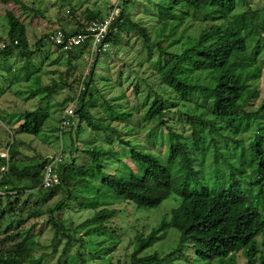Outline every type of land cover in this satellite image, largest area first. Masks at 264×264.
<instances>
[{
	"label": "trees",
	"instance_id": "trees-1",
	"mask_svg": "<svg viewBox=\"0 0 264 264\" xmlns=\"http://www.w3.org/2000/svg\"><path fill=\"white\" fill-rule=\"evenodd\" d=\"M121 1L118 5L119 13L112 23L114 31L107 37V42L117 47L120 36L137 32L130 16L123 10L125 0ZM165 1L170 10H167L166 20L170 17L173 20L170 26L163 24L160 35L152 43V40L147 42L149 46L145 53L146 57L151 58V64L141 71L148 75L152 83H147L141 92L137 86L133 87L132 98L136 106L130 101L129 109L106 101L97 103L99 94L94 87L97 81L94 79L95 66L99 60L114 53L109 51L97 56L89 75L83 81L85 90L77 96L86 67L82 57L86 46L63 51L52 44L59 55L49 65H59L58 60L65 59L66 71H69L77 69L75 61L80 57L84 61L76 81L77 92L73 100V121L78 122L75 128L67 129L75 130L79 138L83 133L79 126L84 123L91 138L95 139L96 134L106 137L105 146L87 144L82 153L90 156L92 162L81 167H76L74 160L62 163L60 184L43 193L41 181L46 157L22 159L18 147L23 143H18L14 137L3 145L8 158L0 157V193L3 194H0V264L40 263L41 258L34 259L31 253L36 243L31 237V230H17L21 224V212L16 213L13 208L19 202L18 194L37 191L39 195L52 199L62 192V187L66 186L76 169L79 174L88 176L82 188L96 181V185L107 187L137 208H157L171 195L180 198L179 206L172 209L168 217L149 233H136L132 242L133 250L127 255L128 262L118 260V264H173L174 261H178L174 264H180L185 260L187 264H193L189 260L190 249L196 262L218 259L220 264H235L236 254L242 252L246 264H264L263 125L258 128L259 132L252 142H245L242 134L250 120L259 122V119H264V93L260 96L257 84L264 70V8L254 9L252 3L255 0ZM173 9L181 15L176 17ZM68 11L75 14L72 9ZM84 16H81L82 23L76 22V29L66 30L61 26L59 30L66 35L74 34L84 30L91 17L104 18L99 16L98 11L88 9ZM5 18L8 29L5 36H0V42L5 44L4 49L0 48V55L4 60L11 56L22 60L19 70L30 71L24 77L19 75L16 78L18 82L28 85L34 78L40 79L44 63L50 60V52L41 60L40 67L35 59L46 44L47 34L30 46L26 26L20 16L13 11H6ZM186 19L192 23L198 19L208 22L193 35L190 33L193 25H184ZM62 54H67V59L62 58ZM10 71L8 68V75ZM121 76L119 73V78ZM143 80L146 82L148 79ZM61 83L57 84L55 79L45 86L37 83L38 91H31L28 100L40 94L44 95L43 100L51 98ZM256 100L260 101L254 106L252 102ZM186 104L194 105L196 110L195 115H185L183 126H190L191 130L188 135L176 132L164 119L169 108ZM97 108L103 109V115L99 111L98 117L92 114V110ZM134 113L139 116L136 122ZM17 116L20 123L13 127L15 133L38 137L49 118V112L38 107L18 113ZM224 120L227 121L225 127L222 123ZM139 127L144 129L143 139L146 144H142L136 136ZM9 132L12 135L11 130ZM155 133L159 140L157 155L151 152L152 147L146 142V138H155L151 137ZM218 140H223V144H218ZM161 146L165 148L164 151ZM119 151L128 161L138 164L141 172H109L101 165V157L121 162ZM165 155L166 162L163 164L162 157ZM205 161L210 162L211 169L203 168ZM245 164L249 166L248 172L244 169ZM12 196L14 202L10 201ZM3 198L7 200V207L3 206ZM74 199L76 197L66 189V195L47 209L46 222L54 233L52 248L55 250L60 237L65 242L56 264H79V250H87L92 245L89 238L99 237L102 233L107 237L103 243L110 244V239L118 235L116 227L107 226L117 211L101 207L96 202L97 198L76 203L78 205L74 211H93V215L82 223L74 224L71 220L56 218L64 208L71 209L68 205ZM23 206L25 204L20 207ZM27 212L28 218L43 214L36 205ZM5 217L10 218V222L3 228ZM168 228L178 232L176 247L162 256L156 253L142 256ZM72 243H78V248L68 253ZM115 246H102L91 253V257L94 255L102 258L100 256L112 253Z\"/></svg>",
	"mask_w": 264,
	"mask_h": 264
},
{
	"label": "rangeland",
	"instance_id": "rangeland-1",
	"mask_svg": "<svg viewBox=\"0 0 264 264\" xmlns=\"http://www.w3.org/2000/svg\"><path fill=\"white\" fill-rule=\"evenodd\" d=\"M112 1L113 0H0V36H5L7 34L8 25L5 18L6 11H13L16 15L20 16L21 22L26 26V35L31 46L45 34L49 35L54 29H61V26L66 30L72 28L76 29V24L78 22H83L81 16L85 17L84 13L87 9L92 12L98 11L99 16L105 17L108 12V5ZM167 5L168 4H166L165 0H125L123 10L130 16L132 24L136 27L137 32L128 35L125 33L123 36H120L118 38L120 41L118 47L115 45L111 46L110 51L114 54L104 57L103 60L97 62V66H95L96 75L94 78L97 80L94 83V87L99 94L97 103L102 104L106 101L108 104H119L121 107L129 109L131 101L133 105L135 104L136 106V101L132 98L134 95L133 87L137 86V89L141 92L145 90L147 83H152V80L149 79L148 75L143 74L141 71L144 68L149 67V64H151V58L146 57L145 53L147 46H149V43L147 42L152 40V43L155 37L160 35V29L163 24L166 23L167 26H170V22L173 20L172 17L166 20L168 17L166 15L168 10ZM252 6L254 9L264 8V0H255L252 3ZM70 9H72L75 14H71V12L68 11ZM173 12L176 14V17L181 15L176 9H173ZM191 16L195 17L193 14H191ZM207 22L208 21H201L198 19L192 23L190 19H186L184 25H193L190 29V33L196 35L199 27L204 26ZM45 43L46 44L41 48L40 52L36 54L35 59L37 60L38 67H40L41 60L50 52V60H47L48 66L44 63L42 74L39 76L40 79L38 77V79L34 78V80L28 85L18 82L19 80L16 78L19 75L23 76L30 71V69L27 71L19 70L18 66L22 64V60L15 58L14 56L9 57L8 60H4L0 55V114L2 115V122H0V153L5 152L3 145L10 142L11 137L12 139L14 137L18 143H23V145L18 147V150L21 152L22 159L24 160H26V158L44 159L45 157L47 158L52 155L57 156L61 153L64 163H71L72 160H74L76 164L75 166L81 167L92 162L90 156L82 153L84 147L87 144L102 147L106 141V137L101 134H96L94 136L96 141H93L94 138L90 137V131L84 123L79 126L83 132L79 138L76 137L75 130H60L59 128L60 116L70 103L73 102L76 95V81L79 77L82 66H84V61L82 57H80L75 61L77 69L69 71H66L67 65L65 59L58 60L59 65H49L59 54L51 43ZM61 56L62 58L65 57L67 59V54H62ZM72 65L74 67V62H72ZM38 67H36V69ZM8 68L12 70L9 72V75L7 74ZM53 71L55 72L53 73ZM84 73L85 66L82 75ZM119 73L122 75L120 78ZM7 77H10V79ZM105 78H107V81H105ZM143 78L148 80L144 82ZM53 79L56 80L57 84H60L61 81L62 83L56 89V92L51 98L43 100L44 95L42 96L40 94V96L31 97L28 100L31 91H38L39 84L40 86L48 85ZM257 84L260 96H262L264 93V70ZM112 100L114 101L112 102ZM259 101L260 100L253 101L252 104L257 106ZM38 107L49 112V118L43 127L42 133L39 134L38 137L17 135L13 127H17L20 123V118L17 116L18 113H23L29 109L33 110ZM72 108L74 109L75 105ZM246 110L248 111L249 108L247 107ZM97 111H99L100 115H103V109L97 108V110H92V114L95 115V117L99 116ZM186 114H196L194 105L186 104L180 105L176 108L171 107L165 113L164 119L169 125H172L176 132H184L188 135L191 132L190 126H183ZM5 116L7 117L6 120L4 119ZM9 116H11L10 119ZM133 116L135 122L138 121L139 116L135 113ZM77 122L74 121L75 125ZM8 123L12 126L9 125V127ZM222 123L225 127L227 121L224 120ZM261 125H263L262 130L264 131V119H259V122L257 120L249 121L247 129L242 133L245 137V142L253 141L254 136ZM8 129L11 130L13 136L10 135ZM143 131L144 129L139 127L136 131V136L137 138H140L142 144H146L143 139ZM226 133L227 131L224 132V134ZM262 134L264 135V132ZM151 137L155 138H146V142L150 145V148L152 147L151 152L157 155L159 149L158 136L155 133ZM113 138L115 139L116 137L113 136ZM222 141L218 140V144L222 145ZM114 146L116 147L117 145ZM160 148L162 151L165 150L162 146ZM116 151H118L117 148ZM120 156L121 162L119 163L114 160H109L108 157H101L100 163L109 172L115 171L116 173V170L132 172L134 174L141 172V168L138 164L128 161V159L123 156L122 152H120ZM162 158V163L165 164L166 155ZM209 160H212V157H209ZM207 167L210 168V162L205 161L203 163V168ZM210 169H206L205 171ZM244 169L248 172L249 166L245 164ZM74 171L75 172L72 174L71 178L66 182V186L62 187V192L52 199H47L39 195L37 191L18 194L19 202L14 205L13 208V211H16V213L21 212L19 213L21 216V224L17 230H31V237L33 238V241L36 242L31 248V253L34 259L41 258L39 264H56L57 258L61 255L65 243L64 239L62 237L59 238V242L56 243L54 250L52 248V238L54 233L46 221L48 218L47 209L66 195V189H68V192L72 193L76 199L70 201L69 205L67 204L68 207L70 206V210L66 207L58 213L56 217L58 219L66 221L71 220L74 224H79L91 217L93 211L90 209L74 211L78 205L76 203L80 204L83 200L89 198H97L96 202H99L101 207L115 209L117 211L116 216L107 224L108 227H116L118 231V235H116L115 238L110 239L109 243L111 245L103 243L107 240V237L102 233L99 237L95 236L94 238H89L90 244L92 245L87 250H79V264H118V260L123 263L128 262L127 255H130L133 250L132 242L136 233H142L144 235L149 233L152 228L168 217L172 209L177 208L180 204V198L171 195L157 208H137L133 203L126 202L123 198L116 196L107 187H102L99 184L96 185V181L90 183L86 188H82L86 183V178L88 176L85 174H79V170L77 169ZM81 179L83 181L79 182ZM96 190H98L97 193ZM42 191L43 193L46 192L44 190ZM0 194L3 195L2 193ZM10 201H15L13 196L10 198ZM2 203L4 207H7L6 199L3 198ZM22 204H25V206L20 207ZM34 205L39 207L43 214L28 218L27 210L32 209ZM9 222L10 218L5 217L3 228H5ZM3 236L4 235H1V237ZM177 240L178 232L173 228H168L165 232H162L159 235L158 241L142 253V256L154 253L162 256L176 247ZM98 242L101 243L100 246H96V243ZM115 244L116 246L112 253L100 256L102 258L95 257L94 255L91 257V253L100 249L102 246L108 247ZM77 248L78 243H72L68 253H71L72 251L74 252ZM189 252V260L193 264H220L221 262L218 259L210 262H196L193 251L190 249ZM176 262L178 261H174L173 264ZM183 262L180 264H187L186 260ZM235 264H246L242 252L236 254Z\"/></svg>",
	"mask_w": 264,
	"mask_h": 264
},
{
	"label": "built area",
	"instance_id": "built-area-1",
	"mask_svg": "<svg viewBox=\"0 0 264 264\" xmlns=\"http://www.w3.org/2000/svg\"><path fill=\"white\" fill-rule=\"evenodd\" d=\"M121 0H115L108 5V12L103 19L91 17V20L84 30L74 34H65L61 30H55L45 37V41L61 48L63 51L72 50L78 47L86 46L85 53L82 56L86 61L85 73L82 75L81 84L78 89L77 96L84 90L83 81L86 80L91 68L94 66L95 59L99 54L109 52L111 45L107 42L108 34L114 29L112 23L119 13V4ZM16 45V42H14ZM0 48L4 49L5 44H1ZM74 102L63 111L60 117V129L75 128ZM0 157L7 158L6 152L0 153ZM62 162L61 154L50 156L44 166L42 184L43 189H51L60 183L59 165Z\"/></svg>",
	"mask_w": 264,
	"mask_h": 264
},
{
	"label": "clouds",
	"instance_id": "clouds-1",
	"mask_svg": "<svg viewBox=\"0 0 264 264\" xmlns=\"http://www.w3.org/2000/svg\"><path fill=\"white\" fill-rule=\"evenodd\" d=\"M56 30H59V29H56ZM53 31H55V30H53ZM53 31H52V32H53ZM62 32H63V31H62ZM1 44H4V43H1ZM0 46H1V45H0ZM1 49H2V48H1ZM74 105H75V104H74ZM74 105H73V106H74ZM60 117H61V116H60ZM59 123H60V119H59ZM59 128H60V124H59ZM66 129H67V128H66ZM60 130H63V129H60ZM5 152H6V154H7V158H8V152H7V150H5ZM2 153H4V152H2ZM59 154H61V153H59ZM52 156H55V155H52ZM61 156H62V154H61ZM1 158H2V157H1ZM7 158H3V159H7ZM46 160H48V157L46 158ZM62 163H64L63 158H62V162H61V164H62ZM61 164H60V165H61ZM60 165H59V168H58L59 174H60ZM43 170H44V169H43ZM42 176H43V173H42ZM60 177H61V176H60ZM41 184H42V181H41ZM59 184H60V183H59ZM59 184H58V185H59ZM58 185H57V186H58ZM54 187H56V186H54ZM41 189L44 190V191H47L46 189H43L42 187H41ZM48 190H49V189H48Z\"/></svg>",
	"mask_w": 264,
	"mask_h": 264
}]
</instances>
